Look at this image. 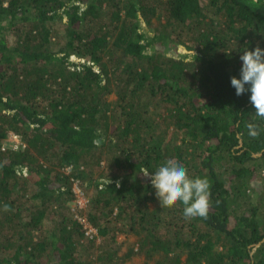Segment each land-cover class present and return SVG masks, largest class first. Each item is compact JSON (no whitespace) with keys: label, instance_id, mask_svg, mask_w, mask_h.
<instances>
[{"label":"trees","instance_id":"obj_1","mask_svg":"<svg viewBox=\"0 0 264 264\" xmlns=\"http://www.w3.org/2000/svg\"><path fill=\"white\" fill-rule=\"evenodd\" d=\"M257 46L264 0H0V264H264V116L230 84ZM170 154L206 216L152 186Z\"/></svg>","mask_w":264,"mask_h":264},{"label":"clouds","instance_id":"obj_2","mask_svg":"<svg viewBox=\"0 0 264 264\" xmlns=\"http://www.w3.org/2000/svg\"><path fill=\"white\" fill-rule=\"evenodd\" d=\"M240 60L242 63L239 75H233L230 78V84L237 96L250 93L249 100L256 114L264 116V48L260 46L254 49L246 48ZM248 127L253 129L255 126L249 124ZM148 174L151 175V184L161 197L162 203L171 205L177 201L181 202L184 205L185 217L207 215L210 203V183L206 177L190 176L185 164L178 156L168 155L146 175ZM76 183L79 185L78 181H74V186ZM81 190L86 195L84 190ZM86 197L89 203V198L87 195ZM77 198L75 193L74 208H77L75 205Z\"/></svg>","mask_w":264,"mask_h":264},{"label":"built area","instance_id":"obj_3","mask_svg":"<svg viewBox=\"0 0 264 264\" xmlns=\"http://www.w3.org/2000/svg\"><path fill=\"white\" fill-rule=\"evenodd\" d=\"M9 139L11 140V143H12L11 145L13 146V148H17L18 144L20 143L19 136L15 133L11 132ZM74 191L76 193V196L78 197L76 202H75L76 207L78 209L85 210L87 205H88V199H87L86 195L83 193V191L80 189V187L77 183L74 186ZM73 209H75V208H73ZM75 217L78 219V221H80V223L85 225L86 234L89 237H93L97 234V230L89 224V222L87 221L85 216H82L79 213H77L75 215Z\"/></svg>","mask_w":264,"mask_h":264},{"label":"rangeland","instance_id":"obj_4","mask_svg":"<svg viewBox=\"0 0 264 264\" xmlns=\"http://www.w3.org/2000/svg\"><path fill=\"white\" fill-rule=\"evenodd\" d=\"M167 46V47H166ZM165 47L167 48V50H172V48L174 47V44L173 43H171V42H169L167 45H165ZM177 47H178V52H180V53H193L194 52V50H189L188 48H187V46L186 45H181V44H179V45H177ZM71 60L72 61H75V62H77V61H79V59L76 57V56H72L71 57ZM110 98H111V96H110ZM12 138V137H11ZM13 139V138H12ZM10 145L12 144L11 142H8ZM257 188H256V191L258 192V193H261L262 192V189L264 188V182L263 181H259L258 182V184H257V186H256ZM72 207L74 208V206H73V204H72ZM99 241V240H98ZM253 252L255 251V249L254 250H252ZM253 254V253H252ZM141 261H142V257H135L134 258V262L135 263H133V264H140L141 263Z\"/></svg>","mask_w":264,"mask_h":264},{"label":"water","instance_id":"obj_5","mask_svg":"<svg viewBox=\"0 0 264 264\" xmlns=\"http://www.w3.org/2000/svg\"><path fill=\"white\" fill-rule=\"evenodd\" d=\"M261 154H262V152H258V153L254 154V155L257 156V155H261Z\"/></svg>","mask_w":264,"mask_h":264}]
</instances>
